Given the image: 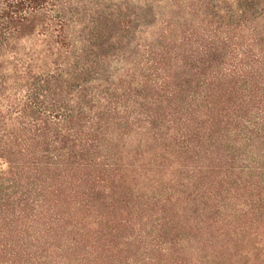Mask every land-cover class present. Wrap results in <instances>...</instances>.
<instances>
[{"label": "trees", "instance_id": "16d2710c", "mask_svg": "<svg viewBox=\"0 0 264 264\" xmlns=\"http://www.w3.org/2000/svg\"><path fill=\"white\" fill-rule=\"evenodd\" d=\"M239 230L264 264V0H0V264Z\"/></svg>", "mask_w": 264, "mask_h": 264}, {"label": "rangeland", "instance_id": "374dc122", "mask_svg": "<svg viewBox=\"0 0 264 264\" xmlns=\"http://www.w3.org/2000/svg\"><path fill=\"white\" fill-rule=\"evenodd\" d=\"M217 228H221V229H227L225 228V226L221 225V227H217ZM231 229H235V228H231ZM147 230V229H146ZM216 229L213 230V234L216 235L215 232ZM227 230H225L226 232ZM230 231V230H229ZM231 232V231H230ZM236 238H234V241L233 243L231 242H228L226 246H223V249H221L220 247H222L221 245L223 243H225V241L222 240V238H217L214 239V240H210V239H204V240H207L206 243H207V246L205 248L204 251H202L203 253V256H205V254L207 255H210L211 252L210 250H213V264H243V260H242V256H241V252H242V232L241 230H239L237 233H236ZM228 236L227 235V239H228ZM206 238V237H204ZM231 243V244H230ZM185 250L184 251H188V249L192 248V249H200V246L198 245V243H193V242H190L188 245L185 244ZM150 249H154V253H153V257L155 258L156 257V260L158 258H161L160 256H157V252L158 250L155 249V248H152V247H149L147 246L146 248H142L141 245L137 244L135 245L134 247H131L129 249V252L127 255H133L131 257V259H139V263L141 264H144L140 259L144 260V257H145V253H148V251ZM174 249L176 250H179L178 252H181V248L180 246H176L174 247ZM144 252V254H143ZM224 255V258H225V262H223V260L221 259V255ZM237 254V256H235ZM125 256L124 253H122V255H120L118 261L120 260H123V257ZM215 256H217L218 258H215ZM122 258V259H121ZM180 258H181V261L184 260V264H190L187 260H186V257H184L183 255H181L180 253ZM231 259L230 261H227V259ZM154 260V261H156ZM129 261V260H128ZM153 264H155V262H153Z\"/></svg>", "mask_w": 264, "mask_h": 264}]
</instances>
